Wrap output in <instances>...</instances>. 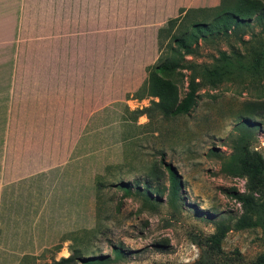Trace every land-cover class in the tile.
Returning <instances> with one entry per match:
<instances>
[{
    "label": "rangeland",
    "instance_id": "374dc122",
    "mask_svg": "<svg viewBox=\"0 0 264 264\" xmlns=\"http://www.w3.org/2000/svg\"><path fill=\"white\" fill-rule=\"evenodd\" d=\"M57 12L58 0H0L3 76L42 73L40 60L53 50L42 37L56 34ZM178 19L161 30L147 69L145 128H127L124 140L99 132L98 158L82 162L81 229L69 231L70 220L75 240L62 259L39 264H223L208 247L221 232L224 254L237 251L252 262L264 253L261 229L242 223L254 220L251 203L264 211V0ZM17 35L24 41L15 71ZM191 81L198 82L196 98L176 114ZM238 155L239 165L263 171H233Z\"/></svg>",
    "mask_w": 264,
    "mask_h": 264
},
{
    "label": "crops",
    "instance_id": "0c3cea01",
    "mask_svg": "<svg viewBox=\"0 0 264 264\" xmlns=\"http://www.w3.org/2000/svg\"><path fill=\"white\" fill-rule=\"evenodd\" d=\"M224 1L58 0L57 32L42 37L53 46L42 73L0 71V264L62 259L75 240L69 231L81 229L82 162L98 158L99 132L124 140L127 128H145L140 103L161 30ZM15 41L16 71L24 40Z\"/></svg>",
    "mask_w": 264,
    "mask_h": 264
},
{
    "label": "trees",
    "instance_id": "16d2710c",
    "mask_svg": "<svg viewBox=\"0 0 264 264\" xmlns=\"http://www.w3.org/2000/svg\"><path fill=\"white\" fill-rule=\"evenodd\" d=\"M234 1H237V0H225L223 3H221V5L217 8H215L214 10L216 9H219V8H222V6L224 7V4L227 3V2H234ZM190 11H194V10H190ZM190 11H188L187 13H189ZM187 13L185 15H187ZM179 19L178 18H175V19H171L167 22V24H172L176 21H178ZM162 33V31H161ZM161 35V34H160ZM149 73H150V70L148 69ZM147 71V73H148ZM148 82V80H147ZM148 85V84H146ZM197 86H198V82H195V81H191L189 83V92L187 93L185 99L183 100V102L177 106L175 109H174V112L176 114L178 113H186L188 111V108H189V105L193 104L195 98H196V89H197ZM145 90V89H144ZM143 90V92H144ZM140 93V92H139ZM138 96V94H137ZM148 96H157L156 94H148ZM146 113V109L144 111ZM143 111L141 113H144ZM240 155V154H239ZM232 156V160H233V163H234V170L235 172L237 171H246V172H252V173H259L261 171H263V169L261 167L257 168V167H253V166H249V165H245V164H241L239 165V161H236V158H240V156ZM238 166V168H237ZM169 170V173H170V181H171V187H172V192H173V195L176 196L177 195V191L179 190V184L176 180V177H175V174L174 172L172 171V169H168ZM243 201H245L244 199H242ZM251 206H252V209H251V212L254 214V220L251 218V217H247L246 220H242V223L246 226H250V227H258L261 229L262 231V236H263V245H264V211L262 209H259L258 207L254 208L253 207V204L251 203ZM224 236V232H221V233H216L214 234L212 237H210L208 239V247L209 249L217 256L219 257L220 259H223L224 263L223 264H264V253L262 255H260L259 257H257L254 261L252 262H244L242 260V257L240 255L239 252H233V253H230V254H224L223 252H221V249H220V241L221 239L223 238ZM67 259L65 260H62V261H66ZM86 262V261H85ZM87 263V262H86ZM200 264V263H199Z\"/></svg>",
    "mask_w": 264,
    "mask_h": 264
}]
</instances>
